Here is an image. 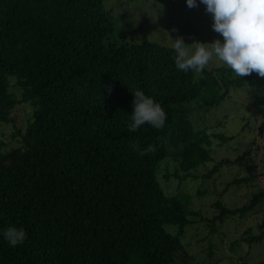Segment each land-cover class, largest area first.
I'll return each instance as SVG.
<instances>
[{
    "label": "trees",
    "instance_id": "trees-1",
    "mask_svg": "<svg viewBox=\"0 0 264 264\" xmlns=\"http://www.w3.org/2000/svg\"><path fill=\"white\" fill-rule=\"evenodd\" d=\"M109 2L0 0V123L29 107L19 145L0 148V264H191L182 235L193 212L166 194L158 169L169 157L187 174L213 161L193 102L209 109L252 88L264 112L257 73H184L169 46L119 29ZM136 90L163 106V129L127 131ZM217 205L220 221L252 206ZM9 225L27 231L23 245L3 240Z\"/></svg>",
    "mask_w": 264,
    "mask_h": 264
},
{
    "label": "rangeland",
    "instance_id": "rangeland-1",
    "mask_svg": "<svg viewBox=\"0 0 264 264\" xmlns=\"http://www.w3.org/2000/svg\"><path fill=\"white\" fill-rule=\"evenodd\" d=\"M108 6L114 8L117 27L139 42L169 46L181 36L188 44L223 39L202 3L189 8L186 0H110ZM219 67L225 66L210 69ZM253 94L252 88L233 89L209 109L193 102L194 124L208 133L210 143L205 144L213 161L187 174L180 157H169L158 169L166 194L183 199L193 212L182 235L191 264H264V112L254 107ZM28 111L20 106L13 115L16 122L0 123V148L19 145L13 132L16 126L25 128ZM256 195L260 198L254 204ZM218 202L232 210L252 206L244 215L229 214L220 221Z\"/></svg>",
    "mask_w": 264,
    "mask_h": 264
},
{
    "label": "clouds",
    "instance_id": "clouds-1",
    "mask_svg": "<svg viewBox=\"0 0 264 264\" xmlns=\"http://www.w3.org/2000/svg\"><path fill=\"white\" fill-rule=\"evenodd\" d=\"M189 8L206 6L213 19V30L223 39L214 42L194 41L185 43L184 38H173L169 45L174 53L178 70L202 76L211 66H226L243 79L252 73L264 78V0H186ZM134 101L129 133L137 132L144 125L163 129L167 113L157 100L143 90L133 91ZM141 156L155 150L154 146H134ZM28 233L23 227L9 225L2 230V238L12 247L23 245Z\"/></svg>",
    "mask_w": 264,
    "mask_h": 264
}]
</instances>
